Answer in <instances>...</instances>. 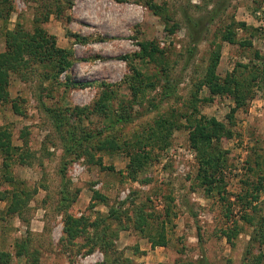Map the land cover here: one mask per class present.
I'll list each match as a JSON object with an SVG mask.
<instances>
[{"label":"rangeland","instance_id":"374dc122","mask_svg":"<svg viewBox=\"0 0 264 264\" xmlns=\"http://www.w3.org/2000/svg\"><path fill=\"white\" fill-rule=\"evenodd\" d=\"M0 264H264V0H0Z\"/></svg>","mask_w":264,"mask_h":264},{"label":"trees","instance_id":"16d2710c","mask_svg":"<svg viewBox=\"0 0 264 264\" xmlns=\"http://www.w3.org/2000/svg\"><path fill=\"white\" fill-rule=\"evenodd\" d=\"M225 38H226L227 41L233 42V38L229 34ZM28 41H29V39L26 41V45H23V43L21 44V46H23V48L25 47L24 50H25L26 54L30 53L29 45H32L31 44V40L29 41V43H28ZM143 48L145 50V52L143 53V56L145 58L148 57V58L153 59L154 56H155L156 50L148 51V46L147 45H143ZM55 53H57V50H55ZM50 55H52V52L49 54V56ZM36 58L38 59V53H37V57ZM67 65H69V63H67ZM228 136H231V133L226 130L225 125L222 124V123H218L215 119H213V120H207L205 122L202 121V122L198 123V128H197L195 134L192 135L191 139L193 140V142H194L193 144L196 147L203 148V149L206 150V149H208L209 147H211L213 145L211 143L213 141V139H216L217 141H221L222 138H226ZM198 137H200V138H198ZM215 145L217 147L215 149L213 148L212 152L204 153L205 154L204 163H207V165L209 167H214L215 166L216 159H217L216 155L218 156V153L221 152V157L224 156L223 152L220 151L221 147L219 145V142L216 143ZM214 150L216 151V155H215V151ZM218 157L220 158V156H218ZM112 212H113L112 216L115 215V211H112ZM67 224L69 225L70 222L67 221Z\"/></svg>","mask_w":264,"mask_h":264}]
</instances>
